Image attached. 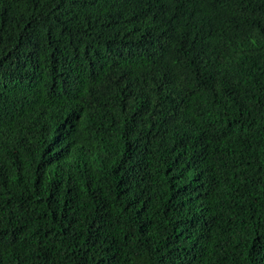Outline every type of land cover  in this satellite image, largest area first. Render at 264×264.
Listing matches in <instances>:
<instances>
[{
	"label": "trees",
	"instance_id": "1",
	"mask_svg": "<svg viewBox=\"0 0 264 264\" xmlns=\"http://www.w3.org/2000/svg\"><path fill=\"white\" fill-rule=\"evenodd\" d=\"M0 0V264H264V0Z\"/></svg>",
	"mask_w": 264,
	"mask_h": 264
},
{
	"label": "clouds",
	"instance_id": "2",
	"mask_svg": "<svg viewBox=\"0 0 264 264\" xmlns=\"http://www.w3.org/2000/svg\"><path fill=\"white\" fill-rule=\"evenodd\" d=\"M192 7H196L197 0H186ZM219 13L222 21H227L235 14L240 5L239 0H218Z\"/></svg>",
	"mask_w": 264,
	"mask_h": 264
}]
</instances>
